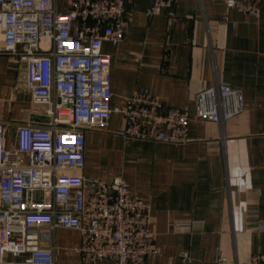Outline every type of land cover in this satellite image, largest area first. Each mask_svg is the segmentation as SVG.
I'll return each instance as SVG.
<instances>
[{
	"label": "crops",
	"instance_id": "obj_1",
	"mask_svg": "<svg viewBox=\"0 0 264 264\" xmlns=\"http://www.w3.org/2000/svg\"><path fill=\"white\" fill-rule=\"evenodd\" d=\"M72 0H56L60 13ZM124 41L103 44L112 57L113 107L145 89L166 107L189 108V142L124 139L114 113L108 132L86 131L85 174L122 176L151 207L157 252L145 264H242L264 254V0L258 17L221 0H178L147 16L149 0H132ZM0 30V121L10 138L18 123L43 120L24 86L25 63L3 51ZM227 84L241 89L245 111L224 122L194 115L197 93ZM55 264H84L73 250L80 234L59 229Z\"/></svg>",
	"mask_w": 264,
	"mask_h": 264
},
{
	"label": "built area",
	"instance_id": "obj_2",
	"mask_svg": "<svg viewBox=\"0 0 264 264\" xmlns=\"http://www.w3.org/2000/svg\"><path fill=\"white\" fill-rule=\"evenodd\" d=\"M130 1L72 0L60 13L56 0H0L3 51L25 63L24 86L44 107L43 120L16 124L12 138L0 121V264H55L54 247L43 243L59 229L79 232L73 250L84 264H145L157 252L150 205L122 176L84 172L86 131L108 132L114 113L124 126L113 134L124 139L189 142V108L166 107L145 89L111 104L112 57L103 44L124 41ZM149 1L147 16L178 0ZM221 1L258 17L263 0ZM244 111L242 90L227 84L194 98L201 121L221 123ZM242 264H264V254Z\"/></svg>",
	"mask_w": 264,
	"mask_h": 264
}]
</instances>
